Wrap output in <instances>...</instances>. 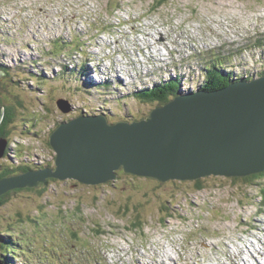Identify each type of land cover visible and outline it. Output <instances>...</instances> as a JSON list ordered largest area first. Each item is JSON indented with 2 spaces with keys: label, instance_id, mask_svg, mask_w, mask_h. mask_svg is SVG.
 <instances>
[{
  "label": "rangeland",
  "instance_id": "obj_1",
  "mask_svg": "<svg viewBox=\"0 0 264 264\" xmlns=\"http://www.w3.org/2000/svg\"><path fill=\"white\" fill-rule=\"evenodd\" d=\"M260 36L264 0H0V174L55 168L50 135L64 121L83 114L105 115L109 123L147 117L156 103L134 97L144 87L184 75L181 93L197 92L206 60L221 62L226 74L254 72L264 60ZM62 99L69 112L59 108ZM7 106L15 115L4 125ZM234 178L202 177L207 188L197 191L200 179L161 182L119 170L108 183L67 178L19 187L0 201V239L9 233L19 255L1 247L2 260L264 263L256 252H264V178ZM77 201L81 213L73 215ZM139 220L143 228L133 225Z\"/></svg>",
  "mask_w": 264,
  "mask_h": 264
},
{
  "label": "water",
  "instance_id": "obj_2",
  "mask_svg": "<svg viewBox=\"0 0 264 264\" xmlns=\"http://www.w3.org/2000/svg\"><path fill=\"white\" fill-rule=\"evenodd\" d=\"M65 105L68 100L58 101L59 108L69 112L70 105ZM3 116L0 105V122ZM50 136L58 153L56 167L1 178L0 197L19 187L44 186L48 178L108 183L117 180L119 170L161 182L261 174L264 76L211 91L180 93L134 121L109 123L105 115L83 114L62 122ZM3 142L0 156L6 151Z\"/></svg>",
  "mask_w": 264,
  "mask_h": 264
},
{
  "label": "trees",
  "instance_id": "obj_3",
  "mask_svg": "<svg viewBox=\"0 0 264 264\" xmlns=\"http://www.w3.org/2000/svg\"><path fill=\"white\" fill-rule=\"evenodd\" d=\"M60 42V40L56 41V45ZM66 43L63 44V47L65 46ZM257 47L258 48H262L264 50V36H260L258 39V43H257ZM63 49L61 48V51ZM237 54H240L239 52H237ZM224 58H229V56H224ZM261 58H264V51L261 54ZM213 59V58H212ZM206 60L204 67H203V76H204V82L199 86V88L197 89V91L199 90H207V91H211V90H215L217 88H221L225 85H227L229 82H237V81H248V80H252L254 78H259L264 76V60L262 61L261 67L254 70V72H244L243 75L241 74H226L228 73L222 66H221V62L219 61H214V60ZM232 74V75H231ZM182 78V76L180 77ZM181 80H179L178 78H173L170 80H165V81H159V83H155L154 85H152V87H144L142 90H140L138 93L134 94L135 98H139L142 99L145 102H150L151 104L156 103V105H160V104H164L166 103V101L170 100L171 98H173L174 96L180 94V89H181ZM111 84V82H110ZM111 86V85H110ZM196 90V89H194ZM2 102V101H0ZM14 111V109H13ZM15 113H13L11 111V108L9 106L6 107V113H5V118L3 121V124L5 125V121L6 123H9L13 120ZM0 136L1 137H5V131H6V127L4 126H0ZM9 149V147H8ZM46 166H53L52 164H48V165H35L33 167L36 168H40L43 169ZM29 169H32V167H26L23 166L19 169H13V170H5L4 172H1L0 174V179L3 178L6 175H13L16 173H20V172H25ZM264 178V172L261 174H253L250 176H246V177H242V180H245L246 182H253L255 179H261ZM238 180V178H234V180ZM51 181H61L60 179H56V178H48L46 180V183L49 184ZM78 181V180H77ZM196 181V180H195ZM79 182V181H78ZM207 186L204 184V180L200 179L196 181V185H195V190L197 191H202L204 189H206ZM44 189V188H43ZM17 190H12L6 194H4L1 198L0 201L1 203H3L5 201L4 198H6L8 195L12 194L13 192H16ZM261 205L262 207H264V186H262L261 190ZM78 202V201H77ZM81 204L82 203H77L76 204V208H74L75 211H72L73 215H77L80 212L81 208ZM170 206L167 207V209ZM172 207V206H171ZM41 208H44V206H42ZM61 208V207H60ZM169 213H172L171 211ZM172 217V214H169L167 218ZM135 226L137 227H141L143 228V223L139 220L134 222ZM7 235L5 237H3V239L1 238L0 240L2 241L3 244H1V247H3V250H6V252L9 254L10 252L13 253V255H19V250L18 248L11 242L7 241V240H11L9 233H6ZM5 239V240H4ZM29 251V249H28ZM3 261V264H6ZM10 263V262H9Z\"/></svg>",
  "mask_w": 264,
  "mask_h": 264
},
{
  "label": "bare ground",
  "instance_id": "obj_4",
  "mask_svg": "<svg viewBox=\"0 0 264 264\" xmlns=\"http://www.w3.org/2000/svg\"><path fill=\"white\" fill-rule=\"evenodd\" d=\"M53 132H54V131H53ZM263 248H264V247H263ZM252 251H253V250H250L249 252L252 253ZM260 251H261V252H260ZM256 252H258L259 254H264V252H263L262 250H258V249H257ZM262 252H263V253H262ZM252 254H253V253H252ZM166 256L168 257L169 255H166ZM166 256H165V257H166ZM169 258H170V257H169ZM244 261H245V259H244ZM245 262H246V261H245ZM248 263H249V262H248ZM261 264H264V263H261Z\"/></svg>",
  "mask_w": 264,
  "mask_h": 264
}]
</instances>
